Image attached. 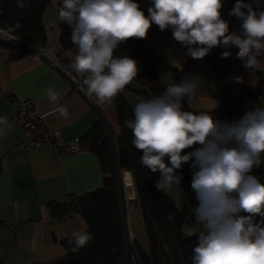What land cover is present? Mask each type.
<instances>
[{
    "label": "clouds",
    "instance_id": "clouds-1",
    "mask_svg": "<svg viewBox=\"0 0 264 264\" xmlns=\"http://www.w3.org/2000/svg\"><path fill=\"white\" fill-rule=\"evenodd\" d=\"M253 2L259 5V0ZM28 3L16 0L21 10ZM152 5L146 16L134 0H61L57 16L71 29L77 49L70 67L86 74V94H94L98 103L112 102L138 76L135 59L114 53L122 42L145 39L153 24L161 31L171 28L173 39L196 60L217 46H234L243 66L255 72L264 57V11L253 3L236 0L229 13L242 21V34L229 30L221 16L222 0H152ZM230 56L229 51L222 53V58ZM234 80L243 82L241 77ZM256 83L255 77L253 86ZM200 84L196 74L168 83L158 96L137 103L134 118L125 125L142 152L141 165L160 173L159 190L181 188L178 170L192 162L191 190L198 203L191 213L200 229L192 264H264V183L253 174L264 165V106L231 121L216 119L198 107ZM48 95L56 99L53 89ZM259 99L264 104V96ZM185 101L192 111L184 110ZM57 110L66 112L63 107ZM0 125H7L6 117L0 118ZM194 145L199 147L185 153ZM87 227L72 232L73 252L93 239Z\"/></svg>",
    "mask_w": 264,
    "mask_h": 264
},
{
    "label": "crops",
    "instance_id": "crops-1",
    "mask_svg": "<svg viewBox=\"0 0 264 264\" xmlns=\"http://www.w3.org/2000/svg\"><path fill=\"white\" fill-rule=\"evenodd\" d=\"M51 2L43 17L48 29V44L45 47L36 46L76 81H81L86 92L83 84L86 75L63 66L65 59L70 65L74 63L76 53L67 52L63 58L58 55L61 30L57 12L61 0ZM134 2L139 4L146 16L148 8L153 6L152 0ZM235 2L228 1V7L233 8ZM145 45L156 61L163 82L173 83L175 73L185 69L188 70L187 75L199 76L200 110L216 108V104L219 106L230 85L234 90L236 86H240L241 91L243 87L257 90L258 106H264L259 99L264 96V57L253 72L243 66V61L237 58L239 49L234 48L230 57L222 58V63L214 66L206 56L196 60L186 55V48L173 39L171 28L161 31L155 24L145 38ZM235 77H241L243 82H235ZM255 77L258 83L253 86ZM48 89L54 90L56 99L48 95ZM29 99L34 102V109L43 124L49 129L61 130L66 141L81 137L98 117L80 91L52 64L33 53L12 58L10 50L0 46V118H7V125H0V259L5 264H53L65 259L68 254L66 243L70 244L72 232L84 229L87 222L81 215L72 214L58 219L50 214L49 204L94 190L103 184L95 152L84 149L57 155L51 149H34L25 142L15 119L16 101ZM91 99L102 110L109 124L115 126L117 114L114 101L100 104L94 94ZM184 104L188 108L186 101ZM60 107L66 109L64 115L57 110ZM124 172L126 195L129 184L135 194L131 172ZM170 190L165 189L179 202L180 197L175 198ZM140 219L141 216L129 219V229L131 235L147 247L146 232ZM191 225L188 231L199 230L190 222Z\"/></svg>",
    "mask_w": 264,
    "mask_h": 264
},
{
    "label": "trees",
    "instance_id": "trees-1",
    "mask_svg": "<svg viewBox=\"0 0 264 264\" xmlns=\"http://www.w3.org/2000/svg\"><path fill=\"white\" fill-rule=\"evenodd\" d=\"M51 5V0H29L28 6L21 10L16 6V0H0V27L12 35L45 47L48 44V29L44 25L43 17ZM17 22L19 27H15ZM60 30L58 55L63 58L67 52L77 53L76 46L71 41L69 26L60 22ZM0 46L9 49L12 58L30 53L3 43H0ZM114 55H126L135 59L140 69L138 76L125 86L122 93L114 97L117 124L115 126L110 124L117 143L121 169L130 170L132 173L137 204L148 240V247L145 248L134 239L140 262L141 264H192V250L198 241L200 231L199 229L190 232L185 228L188 215H192L191 209L198 203L195 193L191 190L192 173L195 171L190 168L192 162L183 164L182 169L178 170L177 174L182 172L183 180L181 188L173 187L180 191V199L177 202L171 194L156 187L160 173H152L141 165L142 152L134 147L132 130L125 125L126 119L134 118L133 109L137 103L158 96L168 83L161 80L156 61L147 51L145 39L132 38L122 42ZM63 66L71 69L66 59ZM187 74V69L175 73L174 82H179ZM130 91L143 98L134 104L130 103L127 96ZM257 92L249 87H243V91L237 92L230 85L223 96L222 104L206 111H210L219 120L238 119L245 111L258 106ZM184 110L192 111L185 104ZM79 139L84 149L97 154L103 174V184L94 190L73 194L66 200L51 203L49 210L50 214L58 219H63L68 214L81 215L86 220L87 231L92 233L93 239L77 252H73L72 245L66 243L68 246L66 258L53 264H129L114 152L108 130L103 121L97 117L89 130ZM195 148L194 145L193 148L184 151L187 153ZM253 174L264 183L263 165L255 169ZM170 215L173 217L171 220L168 218Z\"/></svg>",
    "mask_w": 264,
    "mask_h": 264
},
{
    "label": "built area",
    "instance_id": "built-area-1",
    "mask_svg": "<svg viewBox=\"0 0 264 264\" xmlns=\"http://www.w3.org/2000/svg\"><path fill=\"white\" fill-rule=\"evenodd\" d=\"M228 1L222 0L221 16L229 23L230 31H238L242 34V29L240 28L242 21L229 15L232 8L228 7ZM245 2L253 3V7L257 8L258 11H264V0H259V5L254 3L253 0H245ZM3 33L8 32L0 27V35ZM234 48L236 47L225 48L217 46L210 51L206 58L210 64L216 66L222 63V53L225 51L231 52ZM78 84L82 87L79 82ZM236 90L241 91V87L236 86ZM15 119L22 129L25 142L34 149L48 148L57 155L84 150L79 137L66 141L61 130L47 128L43 124L40 115L35 111L34 102L31 99L16 101ZM67 216L69 217L70 215Z\"/></svg>",
    "mask_w": 264,
    "mask_h": 264
},
{
    "label": "water",
    "instance_id": "water-1",
    "mask_svg": "<svg viewBox=\"0 0 264 264\" xmlns=\"http://www.w3.org/2000/svg\"><path fill=\"white\" fill-rule=\"evenodd\" d=\"M0 43H3L5 45L24 49L30 53L36 54L40 57H42L44 60L52 64L54 67L57 68L58 71H60L67 79L68 81L73 84L78 91H80L81 95L89 102V104L94 108V110L97 112L99 118L103 121L105 124L108 134L113 146V152H114V164H115V173L117 177V186H118V193L120 198V207H121V214L122 219L124 223V231L126 236V248H127V255H128V263L129 264H141L137 250L134 245V239L132 238L129 224H128V211H127V201L125 196V190H124V182H123V174L124 170L121 169L120 162H119V155H118V148L115 136L113 134V131L110 127V124L102 112V110L99 108V106L95 103L91 97H89L86 92L80 88L78 82L74 77H72L66 70H64L61 66L56 65L48 56L45 55L35 44L15 35H10L8 33H3L0 35ZM0 264H5L0 259Z\"/></svg>",
    "mask_w": 264,
    "mask_h": 264
},
{
    "label": "rangeland",
    "instance_id": "rangeland-1",
    "mask_svg": "<svg viewBox=\"0 0 264 264\" xmlns=\"http://www.w3.org/2000/svg\"><path fill=\"white\" fill-rule=\"evenodd\" d=\"M10 35H12V34H10ZM184 70H182V71H179L178 73H181V72H183ZM80 84H81V81H78ZM81 89H83L82 87H80ZM235 89H236V87H235ZM238 92H240V91H238ZM127 96L129 97V101H130V103H132V104H134L135 102H137V101H139V100H141L143 97L142 96H137V95H134V93H132V91H130V92H128V94H127ZM222 104V101H221V103L219 104V106ZM218 107V106H217ZM214 109V108H213ZM211 110V109H210ZM99 117V116H98ZM111 127V126H110ZM123 170H126V169H123ZM130 171V170H129ZM131 172V171H130ZM125 173V172H124ZM131 175H132V173H131ZM132 180H133V177H132ZM123 182H124V174H123ZM133 186H134V183H133ZM134 189H135V186H134ZM124 190H125V196H126V201H127V211H128V224H129V219H132V218H134V217H137V216H141V211H140V209H139V207H138V204H137V195H136V189H135V198L131 201V200H128L129 199V197L127 198V195H126V189H125V183H124ZM171 192H172V194L174 195V197L175 198H177L178 197V199H179V197H180V191H179V189H177V188H171V190H170ZM135 209V210H134ZM132 210V211H131ZM131 212V213H130ZM70 217V216H69ZM64 218H68V216L66 215ZM142 218V217H141ZM192 219H194L193 218V216L192 215H188V217H187V219H186V224H185V228L187 229V230H190L191 229V227H192V225L191 226H189V223L191 222V223H193V221H192ZM141 220V225L143 226V228L145 229V227H144V222H143V220L142 219H140ZM132 238L133 239H137L138 241H139V239L138 238H134L133 236H132ZM147 239V238H146ZM140 242V241H139ZM147 242H148V240H147ZM145 245V244H144ZM148 245V244H147ZM143 247H145V248H147L146 246H143Z\"/></svg>",
    "mask_w": 264,
    "mask_h": 264
},
{
    "label": "bare ground",
    "instance_id": "bare-ground-1",
    "mask_svg": "<svg viewBox=\"0 0 264 264\" xmlns=\"http://www.w3.org/2000/svg\"><path fill=\"white\" fill-rule=\"evenodd\" d=\"M127 181V180H126ZM127 195L129 197V200H133L135 198V194L133 192L132 186L129 184L127 187ZM135 210V209H134ZM132 211V210H131ZM131 213V212H130Z\"/></svg>",
    "mask_w": 264,
    "mask_h": 264
}]
</instances>
